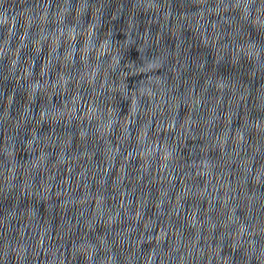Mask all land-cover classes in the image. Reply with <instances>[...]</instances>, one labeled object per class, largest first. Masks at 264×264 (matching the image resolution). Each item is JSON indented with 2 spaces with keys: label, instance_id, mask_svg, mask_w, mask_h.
I'll return each mask as SVG.
<instances>
[{
  "label": "water",
  "instance_id": "95a60500",
  "mask_svg": "<svg viewBox=\"0 0 264 264\" xmlns=\"http://www.w3.org/2000/svg\"><path fill=\"white\" fill-rule=\"evenodd\" d=\"M0 171L67 264H264V0H0Z\"/></svg>",
  "mask_w": 264,
  "mask_h": 264
}]
</instances>
